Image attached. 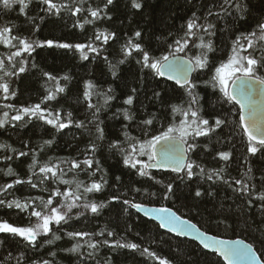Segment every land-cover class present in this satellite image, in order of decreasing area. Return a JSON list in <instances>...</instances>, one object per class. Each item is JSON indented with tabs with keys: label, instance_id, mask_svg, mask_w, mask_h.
<instances>
[{
	"label": "snow or ice",
	"instance_id": "snow-or-ice-1",
	"mask_svg": "<svg viewBox=\"0 0 264 264\" xmlns=\"http://www.w3.org/2000/svg\"><path fill=\"white\" fill-rule=\"evenodd\" d=\"M32 3L33 0H0V13L11 12L18 6L19 12L26 14V10L29 9V5ZM36 3L39 6V12L47 16H59L63 10L71 12L72 15L87 12L91 19L85 17L83 24L77 22L74 25L80 28H83L84 24H91L105 18L112 19L108 15L109 6H116V0H105L103 7L97 5L95 8L84 7L86 0H73V3L36 0ZM160 3L161 0H157L156 7H159ZM188 3L191 4L192 0H188ZM210 3L212 6H204L205 10L199 14L198 11H192L191 15L181 24L178 35L173 36L171 32L169 33V36H173V38L170 43H167V54L160 56L152 54L151 38H149L146 45L145 35L147 33L143 29L134 30L124 43L120 45L119 49H116L112 46H109V48L97 47L94 43L95 41H101L102 45H109V41L118 42V37L115 33L96 32L87 43L54 44L52 40H28L12 35L14 26L5 25L0 28V44L17 50L10 52L7 56V64L5 59L0 58V73H3L0 76V91L4 94L3 99L8 100L9 97L16 96V92L10 88L9 82H4V77L18 76L28 70V61L26 59H16L22 57L24 53L31 56L37 48L55 46L59 49L79 52L81 59L85 61L89 59L88 53H95L96 57L102 56L103 61L108 63L113 79L122 82L121 95L127 97L123 100V104L130 106L123 110H117L123 116V120L129 122L124 125V141H120L119 136H117L115 141H109L108 148L110 151L118 152L122 156L123 165L129 170H134V173L139 177L147 178L154 185L159 186L158 191L142 190L137 187L133 189L134 192L149 199L172 201L179 199L182 195L179 192V184L177 182L187 185V182L191 181L193 177H198L200 180L211 181L212 184L221 183L227 185L241 198L247 197L246 204L248 208L255 201H259V212L264 216V190H258L255 184L246 183L240 179L228 178L225 175V167L206 171L203 166L191 160L188 155L190 152L194 153L200 147L196 142L198 137L203 136L211 139L210 134L216 133L217 129L230 126L233 123L230 119V114L235 115L229 109L223 114L214 116V123H210L209 119L201 115V97L198 91L201 83L198 77L193 78V74H207L208 79L203 81V86L210 87L213 91L218 90L220 93L218 103L221 107L225 104L239 106V126L243 130V135L247 137L248 154L252 156L259 154L264 159V0H261L259 4H253L252 0H210ZM146 5L147 0H131V7L137 12H140ZM257 11H259V16L254 15ZM38 19L42 23L45 16L38 15ZM36 20L37 17H29V22L33 25V35L40 30V24L36 23ZM220 23L225 25L223 29L218 27ZM253 24L255 25L254 30L247 31V34L242 33L241 36L234 40L226 59L222 58L218 65L211 59L210 54H214L219 50L212 39V37L217 36L219 31H229V25L232 28L237 26L244 28L245 25L251 27ZM157 39L159 40V37ZM242 41L244 42L242 43ZM193 49L198 50V54H194L191 58H186V50L191 52ZM180 53H185V56H181ZM109 55L122 58L118 60V63L114 64L109 59ZM131 60H134L139 65V75L137 77L139 87L130 86L125 77L118 72L119 65ZM31 67L35 68L36 65L33 63ZM43 75L47 76L49 80L55 81L57 79L47 72H44ZM149 76L156 80L157 83L160 78L174 81L176 85L183 89L187 107L171 105L173 118L176 115H180L184 119H181L179 125L171 124L158 135L152 134L155 122L158 120L157 114L151 113L148 118H141L138 125L141 130V137H134L127 131L135 123L136 119L131 106L134 103V98L139 99L140 90L147 86ZM60 79L71 82V78L68 75H64ZM95 88L96 86L92 82H88L85 85L83 96L85 101L88 102L84 108V119L74 120L73 113L68 112L66 120L62 121L59 113L53 115L52 111L41 107L42 103L47 104L50 101H56L58 93H64L65 88L59 86L56 87L55 91H49L41 103L15 109L16 114L12 115L10 119L8 118L9 113L5 111L3 114L4 119H0V128H4L6 124H11L12 121H24V126H27L35 118L44 121L47 125H51L56 132L75 127L80 129L82 134L90 137L84 159L61 161V163L70 164L67 171L61 168L60 164L52 163L51 158H49V163L40 166L39 173H37L35 171L37 161L36 157L33 156L32 164L29 165L32 177L27 180L17 178L11 183L0 185V197H5L0 198V206L8 209L15 208L20 212H29V209H31L29 220L31 221L32 217L36 218V223L30 227H16L7 222H0V233L19 236L29 246L30 251L40 252L44 244L51 245L53 243V238L56 241L61 240L62 236L56 233L62 232L63 236L69 241H76L72 247L64 248V251L69 255H75L78 264H88L89 261L93 260L96 261V264H101L98 256L100 248L103 246L133 251L141 249L139 244L123 242V239H118L114 242L107 238L95 239L96 237H105V235L107 237L116 235L114 231H109L107 228H102L98 232L68 230V228L73 227L70 223L71 221L79 220L80 217L85 216V211L74 212L75 209H84L92 214L99 215L100 210L108 206L106 203L91 202L88 196L92 193L102 192L104 186L108 183L107 179H105L106 173L101 166L100 160L96 158V154L102 147L101 142L105 141L108 136L107 124L101 119V113L111 106L109 102L116 99V94L115 89L111 86L106 91H96ZM166 93L167 90L164 88H154L150 99L161 106L170 105ZM93 94L102 98L103 103H92ZM3 107L11 109L14 106L5 104ZM25 117L28 119L25 120ZM116 118L118 119L119 115H116ZM101 125H104V127H101ZM11 126L16 127L17 125L11 124ZM189 137H191L190 140ZM53 142V140H45L44 144L50 146ZM124 144L128 146L125 147ZM4 147L6 146L0 145V148ZM203 147L207 148V145L204 144ZM87 153H90V155ZM27 155V152H19V156ZM143 157L147 159H140ZM219 157L227 165L231 158V153L221 151L219 152ZM4 159L11 160L12 157L6 156ZM245 160L247 162V157ZM153 169L170 170L176 175L165 182V180L158 179L151 173L150 170ZM0 171H3V169H0ZM68 172H73L75 176L85 173L91 183L78 179H64ZM97 172L101 173L99 182L92 179ZM251 172L252 168L248 167L244 175L248 176ZM181 173L183 174L181 175ZM5 175L15 176L16 173L11 167H8ZM116 180L119 181L120 177L117 176ZM52 183L68 186L74 184L75 190L67 192L57 188L50 191ZM23 184H27L32 189L49 192L48 199L45 201L43 197L38 196L21 202V200L16 198L11 200L6 198V194L11 195L10 189ZM45 185L47 186L45 187ZM233 185H236V187ZM261 187L264 188V176L261 177ZM125 196H127V193H122L120 196L112 197V200L120 201L122 205L126 206L122 208V212L126 216L131 214L130 209H134L137 213L155 217L159 228L174 233L178 237H193L195 241L199 242L202 249L211 250L217 256L222 257L225 264H264V261L256 256L252 244H245L242 240L217 239L215 235H209L207 232L202 231L190 220L181 218L169 207H148L143 203L135 202V197L122 199ZM215 196L216 193L211 187L206 191H201L198 187L194 191V196L190 197L195 203L189 211L198 212L197 205L200 199H214ZM61 197L62 199H57ZM37 200L39 203H37ZM54 202L58 207L54 206ZM217 211L223 215V205ZM211 221L212 217H209L207 222L211 223ZM216 223L217 226L223 225L225 230L233 227L231 224L226 223V217L225 219L217 220ZM65 226L68 227L66 228ZM127 230L131 231L132 226L128 225ZM50 233L53 234L52 238L43 241L38 239L40 237H49ZM5 242L4 239H0V246H3ZM176 250L180 252L179 246H177ZM140 254L158 261V264H172L170 260L158 256L154 251H150L148 247H144ZM191 254L193 253H189V255ZM48 256L51 259L35 257L27 260L24 252L15 257L8 253L5 260L8 262L14 260L15 264H57V253L55 251H49ZM0 264H4V261H0ZM103 264H112L111 258H106Z\"/></svg>",
	"mask_w": 264,
	"mask_h": 264
},
{
	"label": "trees",
	"instance_id": "trees-1",
	"mask_svg": "<svg viewBox=\"0 0 264 264\" xmlns=\"http://www.w3.org/2000/svg\"><path fill=\"white\" fill-rule=\"evenodd\" d=\"M53 2L73 3V0H53ZM104 2L105 0H86L84 7L95 8L97 5L103 7ZM260 2L261 0H252L253 4H259ZM156 4L157 0H147L146 7L137 12L131 7V0H116L115 7L109 6L108 15L112 19L105 18L91 24H84L83 28H80L74 25L77 22L83 24L85 17L91 19L87 12L72 15L71 12L63 10L59 16H47L39 12V6L36 0H33V3L29 5V9L26 10V14H21L18 6L11 12L0 13V28L5 25L14 26L12 35L28 40H52L54 44L87 43L96 32L115 33L118 37V42L109 41V45H102L101 41H95L94 43L97 47L109 48V46H112L116 49H119L120 45L124 43L134 30L143 29L147 33L145 35L146 45L149 38H151V52L155 56H160L167 54V43L171 42L173 36L179 34L181 24L191 15L192 11H198L199 14L205 10L204 6H212L210 0H192L191 4L188 3V0H161L159 7H156ZM38 15L45 16L42 23L39 21ZM254 15L259 16V11L255 12ZM29 17H37L36 23L40 24V30L35 32V35H33V25L29 22ZM218 27L223 29L225 25L220 23ZM254 28V24L251 27L245 25L244 28H239L238 26L232 28L229 25V31H219L217 36L212 37L213 43L217 45L219 50L214 54H210L211 59L218 65L222 58L226 59L234 40L241 36L242 33L247 34V31L254 30ZM170 32L173 36H169ZM157 37H159V40ZM16 50L0 44V58L5 59L7 64V56L10 52ZM186 52V58H191L194 54H198L196 49L191 52L186 50ZM88 55L89 59L85 61L81 59L79 52L59 49L55 46L37 48L31 56L24 53L22 57L16 59H26L28 61V70L18 76L4 77V82H9L10 88L16 92V96L5 100L3 99V92L0 91V119H4L3 114L5 111L9 113L8 118L10 119L12 115L16 114L15 109L41 103L49 91H55L57 86L64 87V93H58L56 101L41 104L42 108L49 109L53 115L59 113L61 120L64 121L68 112L73 113L74 120L84 119V108L88 102L85 101L83 96L86 83L92 82L96 86V91H106L109 86L115 89L116 99L111 100L109 102L111 106L101 113V119L107 124L108 136L105 141L101 142L102 147L96 154V158L100 160L101 166L106 173L105 179H107L108 183L104 186L102 192L92 193L88 196L91 202L106 203L108 206L100 210L99 215L92 214L88 210L75 209L74 212L85 211V216L80 217L79 220L71 221L70 223L73 227L68 228V230L98 232L102 228H107L109 231H114L116 235L113 237L105 235V237H96L95 239L107 238L112 242L123 239V242L137 243L141 246V249L136 251L112 249L108 246H103L100 248L98 256L101 264L108 257L111 258L112 264H158V261L140 254L144 247H148L150 251L156 252L162 258L170 260L172 264H217V262L224 264L215 254L203 250L196 243L163 232L158 225L142 218L134 209H130V215H124L122 208L126 206L122 205L120 201L112 200V197L127 193V196L122 197V199L135 197V202L145 205L169 207L181 218L190 220L198 228L210 235L223 239H241L248 244H252L259 258L264 261V216L259 212V201H255L248 208L246 204L247 197L241 198L227 185L221 183L212 184L211 181L200 180L198 177H193L191 181L187 182V185L177 182L179 184V192L182 195L179 199L172 201L149 199L133 191L137 187L142 190L158 191L159 186L154 185L147 178L139 177L134 173V170H129L123 165L122 156L118 152L109 150V141H115L117 136H119L120 141H124V125L129 123L123 120V116L117 110H123L130 106L123 104V100L127 97L121 95L122 82L113 79L108 63L103 61L102 56L96 57L95 53H88ZM180 55L185 56V53H180ZM120 58L122 57L109 55V59L114 64L118 63ZM33 63L36 65L35 68L31 67ZM44 72L55 76L57 79L55 81L49 80L47 76L43 75ZM118 72L125 77L130 86L139 87L137 83L139 65L134 60L119 65ZM2 75L3 73H0V76ZM64 75H68L71 78V82L60 79ZM196 77L201 83L198 91L201 97V115L204 118L209 119L210 123H214V116L223 114L229 109L235 115L230 114V119L233 123L223 129H217L216 133L210 134L211 139L203 136L198 137L196 142L200 147L194 153L190 152L188 154L189 158L203 166L206 171L225 167V175L228 178L240 179L246 183L255 184L258 190H264L261 187V177L264 176V159L259 154L256 156L248 154L247 138L243 135V131L239 126V110L237 106L225 104L221 107L218 103L220 95L218 90L213 91L210 87L203 86V81L208 79V75L193 74V78ZM157 87L167 90L166 94L170 105L161 106L150 99L152 90ZM91 102L102 104L103 99L93 94ZM5 104H12L14 107L11 109L5 108L3 107ZM171 105L187 107L183 89L162 78L157 83L156 80L149 76L147 86L139 92V99L134 98L131 110L135 114L136 119L135 123L127 131H129L131 136L141 137V130L138 126L139 120L148 118L151 113H156L158 116L152 131L154 135L160 134L161 131L173 123L179 125L184 117L176 115L173 118ZM116 115H119L118 119ZM27 119L25 117V120ZM11 124H16L17 126L12 127ZM11 124H6L4 128H0V145L6 146L0 148V169H3V171H0V185L11 183L17 178L27 180L32 177L29 165L32 164L33 156L36 157L37 161V168L35 169L37 173H39L40 166L49 163V158H51L52 163L60 164V167L65 169V171L70 167V164L61 163V161L67 162L85 158V150L90 137L82 134L80 129L70 127L62 132H56L51 125H47L44 121L35 118L27 126H24V121H12ZM101 127H104V125H101ZM190 139L191 137H189ZM45 140H53L54 142L49 146L44 144ZM204 144L207 145V148L203 147ZM124 146L127 147L128 145L124 144ZM42 148L43 150H41ZM21 151L27 152L28 155L19 156ZM221 151L231 153V158L227 165L219 157V152ZM87 154L90 155V153ZM6 156H11L12 159H4ZM246 157L247 162L245 160ZM140 159L146 160L147 158L143 157ZM8 167L13 169L16 173L15 176L5 175ZM248 167L252 168V172L245 176L244 173L247 172ZM151 173L158 179L165 180V182L176 175V173L171 172L151 171ZM100 175L101 173L97 172L92 179L99 182ZM117 176L120 177L119 181L116 180ZM33 179L35 178L33 177ZM64 179H78L91 183L85 173L75 176L73 172H68ZM233 186L236 187V185ZM198 187L201 191H206L211 187L215 191L216 196L214 199H200L197 205L198 212L189 211L195 203L190 197L194 196V191ZM57 188L61 191L71 192L75 190V185L68 186L52 183L50 191ZM9 192L11 195L6 194L8 200L16 198L21 200V202L38 196L43 197L46 201L49 197V192L32 189L27 184L17 185L10 189ZM57 199H62V197ZM37 203H39L38 200ZM221 205H223V215L217 211ZM54 206L58 207L55 202ZM30 211L31 209H29V212H20L15 208L8 209L0 206V222H7L16 227H30L36 223L35 217H32L31 221L29 220ZM209 217H212L211 223L207 222ZM225 217L226 223L233 226L227 230H225L223 225L217 226L216 223L217 220L225 219ZM128 225L132 226L131 231L127 230ZM65 227L67 228L68 226ZM56 234L61 235L62 239L56 241L53 238L51 245L44 244L40 252H34L29 250V246L21 237L0 233V239L6 241L3 246H0V261H4V264H15L14 260L8 262L5 257H7L8 253H11L14 257L19 256L21 252L25 253L27 260L35 257L51 259L48 256V252L55 251L57 253V264H78L75 255H69L64 251V248L72 247L76 241H69L63 236L62 232ZM52 237L53 234L50 233L49 237H40L38 239L43 241ZM177 246H179L180 252H177ZM189 253L193 254L189 255ZM88 264H96V261H89Z\"/></svg>",
	"mask_w": 264,
	"mask_h": 264
},
{
	"label": "water",
	"instance_id": "water-1",
	"mask_svg": "<svg viewBox=\"0 0 264 264\" xmlns=\"http://www.w3.org/2000/svg\"><path fill=\"white\" fill-rule=\"evenodd\" d=\"M162 79H164V78H162ZM165 80V79H164ZM166 81H168V80H166ZM168 82H170V83H173V84H175V82L174 81H168ZM176 85V84H175ZM176 86H178V85H176ZM179 87V86H178ZM237 106V108H238V110H239V106L238 105H236ZM243 131V130H242ZM247 138V137H246ZM157 147H159V145H157ZM150 171H153V172H171L170 170H156V169H153V170H150ZM171 173H173V172H171ZM146 206H148V207H154V206H149V205H146ZM158 208V207H157ZM135 211V210H134ZM173 211V210H172ZM136 212V211H135ZM137 213V212H136ZM137 214H139L142 218H144V219H146V220H148V221H151V222H153V223H155L156 225H158L159 226V224H158V221L155 219V217H148V216H145L143 213H137ZM161 229V228H160ZM163 232H165V233H167V234H169V235H172V236H174V237H177V238H181V239H186V240H189V241H192V242H194V243H196L200 248H202V246H200L199 245V242L198 241H195L194 239H193V237H191V236H176L174 233H170V232H168L167 230H165V229H161ZM210 235V234H209ZM217 239H223V238H219V237H216ZM224 240H241V239H224ZM243 241V240H242ZM245 244H248L247 242H245V241H243ZM204 250V249H203ZM205 251H207V252H209V253H212V254H215V253H213L211 250H205ZM253 251L255 252V250H254V248H253ZM255 254H256V256L257 257H259L258 255H257V253L255 252ZM216 255V254H215ZM217 256V255H216ZM219 259H221V261L225 264V262L223 261V258L222 257H219V256H217Z\"/></svg>",
	"mask_w": 264,
	"mask_h": 264
},
{
	"label": "bare ground",
	"instance_id": "bare-ground-1",
	"mask_svg": "<svg viewBox=\"0 0 264 264\" xmlns=\"http://www.w3.org/2000/svg\"><path fill=\"white\" fill-rule=\"evenodd\" d=\"M166 81V80H165ZM168 82V81H167ZM173 84V83H172ZM175 85V84H174ZM150 206V205H149ZM155 207V206H154ZM159 227V226H158ZM172 236V235H171ZM221 260V259H220Z\"/></svg>",
	"mask_w": 264,
	"mask_h": 264
}]
</instances>
